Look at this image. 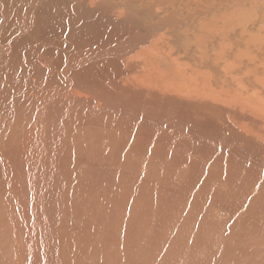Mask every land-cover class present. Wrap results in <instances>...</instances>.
I'll return each mask as SVG.
<instances>
[{"label":"bare ground","instance_id":"1","mask_svg":"<svg viewBox=\"0 0 264 264\" xmlns=\"http://www.w3.org/2000/svg\"><path fill=\"white\" fill-rule=\"evenodd\" d=\"M170 187L264 252V0H0V264H135Z\"/></svg>","mask_w":264,"mask_h":264},{"label":"rangeland","instance_id":"2","mask_svg":"<svg viewBox=\"0 0 264 264\" xmlns=\"http://www.w3.org/2000/svg\"><path fill=\"white\" fill-rule=\"evenodd\" d=\"M139 175L140 178L145 177L143 170ZM157 178L155 172V184ZM142 188L135 187V198L142 197ZM170 188L173 191L159 193L161 199L154 200L151 197L142 204L135 201V264H264V252L253 249V252L247 254L250 247L247 239L237 238L234 241L232 238V244L225 249L229 242V239H224L225 233L227 235L233 230L238 217L232 218L228 212L224 216L217 211L216 201L223 189ZM147 203L150 205L143 207ZM150 208L151 211L156 209L159 212L151 215L149 212L144 216ZM245 234L251 237L250 233ZM222 238L228 241L220 246ZM238 243L243 244L235 246ZM238 250H244V254Z\"/></svg>","mask_w":264,"mask_h":264}]
</instances>
